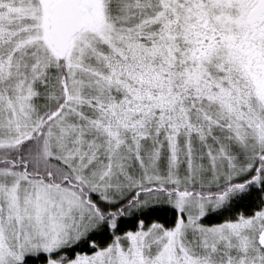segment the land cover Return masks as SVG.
<instances>
[{
  "label": "snow or ice",
  "instance_id": "obj_1",
  "mask_svg": "<svg viewBox=\"0 0 264 264\" xmlns=\"http://www.w3.org/2000/svg\"><path fill=\"white\" fill-rule=\"evenodd\" d=\"M0 264H264V0H0Z\"/></svg>",
  "mask_w": 264,
  "mask_h": 264
}]
</instances>
